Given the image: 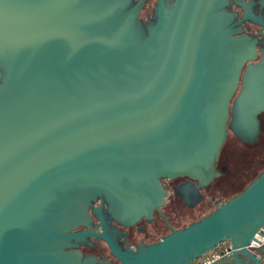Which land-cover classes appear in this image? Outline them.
I'll use <instances>...</instances> for the list:
<instances>
[{
  "label": "water",
  "instance_id": "obj_1",
  "mask_svg": "<svg viewBox=\"0 0 264 264\" xmlns=\"http://www.w3.org/2000/svg\"><path fill=\"white\" fill-rule=\"evenodd\" d=\"M141 1L0 0V264H99L77 250L91 237L119 264H187L224 241L242 264L264 227V169L181 228L159 183L205 186L227 130L258 139L264 17L252 0H156L143 25ZM102 208L123 226L155 210L169 231L121 249Z\"/></svg>",
  "mask_w": 264,
  "mask_h": 264
},
{
  "label": "flooded vegetation",
  "instance_id": "obj_2",
  "mask_svg": "<svg viewBox=\"0 0 264 264\" xmlns=\"http://www.w3.org/2000/svg\"><path fill=\"white\" fill-rule=\"evenodd\" d=\"M138 0H132V3ZM254 5L253 12L264 17V8L260 7L258 0H252ZM170 3L171 0H165ZM156 0H142L139 6L137 19L144 25L153 17V9ZM240 15V10L235 9ZM244 32L250 35H256L259 25L246 21L241 24ZM246 26V27H245ZM262 35L258 36V40H264V30L261 29ZM259 57V52H258ZM239 90L238 88L235 94ZM260 135L253 143H245L239 141L230 130L228 136L222 144L215 166L220 171V175L211 180L205 186H198L193 180L186 177H176L173 179L159 180L160 187L166 192L164 201L160 206V211L164 215L166 222L173 228H177L169 222L173 218H179L181 215L189 214L194 210H201L210 204L215 205L220 201V196L229 190H234L242 182L243 177H247L252 173L257 165L264 158V113L258 115ZM102 213L107 222L109 230L115 232V240L121 249L135 248L140 243L148 244L158 241L161 235V228L169 231L168 226L160 213L153 210L150 218L141 217L132 225L123 226L117 224L111 219L104 208ZM92 218V226L98 223L94 216ZM183 227V226H182ZM96 232L100 229L96 227ZM155 238V240H154ZM77 250L82 255H90L100 260L99 264H119L118 260L110 253L108 247L101 239L97 237L88 238L86 244H80ZM246 252H238V258L242 264H264V227L259 229L249 244L246 246ZM231 248L227 249L224 255L219 256L209 264H234V257L231 256Z\"/></svg>",
  "mask_w": 264,
  "mask_h": 264
},
{
  "label": "rangeland",
  "instance_id": "obj_3",
  "mask_svg": "<svg viewBox=\"0 0 264 264\" xmlns=\"http://www.w3.org/2000/svg\"><path fill=\"white\" fill-rule=\"evenodd\" d=\"M264 169V158L260 163H257L254 171L250 173L247 177L242 178V182L239 184L237 188L234 190L227 191L224 195L220 196V201H226L239 191H241L253 178H255L262 170ZM214 209V205L210 204L208 207H205L201 210H194L189 214L181 215L179 218H173L171 224L177 228H181L182 226H186L188 223L197 220L199 217H202L208 214L210 211ZM162 233L161 235H166L168 231L164 228H161ZM155 240V238H154Z\"/></svg>",
  "mask_w": 264,
  "mask_h": 264
},
{
  "label": "built area",
  "instance_id": "obj_4",
  "mask_svg": "<svg viewBox=\"0 0 264 264\" xmlns=\"http://www.w3.org/2000/svg\"><path fill=\"white\" fill-rule=\"evenodd\" d=\"M229 248V242L224 241L218 244L216 247L210 249L206 253L202 254L200 257L190 261L187 264H209L211 261L215 260L221 255H224Z\"/></svg>",
  "mask_w": 264,
  "mask_h": 264
}]
</instances>
